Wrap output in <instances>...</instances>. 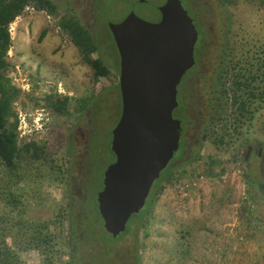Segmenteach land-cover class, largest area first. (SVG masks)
Segmentation results:
<instances>
[{"label":"rangeland","instance_id":"1","mask_svg":"<svg viewBox=\"0 0 264 264\" xmlns=\"http://www.w3.org/2000/svg\"><path fill=\"white\" fill-rule=\"evenodd\" d=\"M51 1L59 6L54 15L29 7L10 27L8 75L19 91L13 104L19 142L43 146L45 162L30 163L17 184L0 167V219L23 223L35 243L39 230L48 231L52 247L46 255L38 250L23 253L19 250L24 245L16 240L20 260L264 264V7L248 0H180L197 30L189 7L204 31L198 72L212 73L220 82H212L203 97L206 89L199 90L198 76L188 77V71L183 78L181 101L192 123L188 135L196 132L198 145L169 163L144 208L113 239L103 229L96 202L103 175L115 160L112 132L121 115L119 59L108 24L123 21L131 12L156 23L165 0ZM69 15L96 36L99 58L109 69L105 78L94 80L60 30L59 20ZM254 72L259 75L250 88L255 99L240 97L247 112L241 117L233 101L242 95L234 92L236 75ZM200 102L208 111L203 119ZM179 116L173 113L174 119ZM68 205L77 221L74 236Z\"/></svg>","mask_w":264,"mask_h":264},{"label":"water","instance_id":"2","mask_svg":"<svg viewBox=\"0 0 264 264\" xmlns=\"http://www.w3.org/2000/svg\"><path fill=\"white\" fill-rule=\"evenodd\" d=\"M158 13L156 23L131 12L108 25L120 60L121 115L112 132L115 160L96 202L103 229L113 239L144 208L179 148L180 123L173 118L177 88L194 66L198 35L180 0H165Z\"/></svg>","mask_w":264,"mask_h":264},{"label":"trees","instance_id":"3","mask_svg":"<svg viewBox=\"0 0 264 264\" xmlns=\"http://www.w3.org/2000/svg\"><path fill=\"white\" fill-rule=\"evenodd\" d=\"M255 1L259 7H264V0ZM33 8L38 12H46L48 15H54L59 6L51 0H0V167L5 175L15 180V184L24 179L25 169H29V164L33 162H45V149L43 146L34 143L19 142V133L17 132L18 120L13 111V104L18 98L19 91L12 86L8 72L11 69L8 61V53L12 48V38L10 27L15 20L22 15L26 8ZM59 28L70 38L71 43L78 49L83 61L93 72V78L97 81L109 75V69L100 58L93 59L92 56L97 52V47L90 32L73 15H69L59 20ZM43 37V33L40 38ZM240 63H244L240 60ZM249 75V74H248ZM257 72L251 73L249 77L236 75L235 91L242 95L234 96V104L238 116L244 117L246 104L240 97L246 96L249 100L255 99V94L250 88L258 82ZM262 86L264 83L262 82ZM245 91H244V90ZM246 89H249L247 91ZM264 95V90L262 91ZM66 208L67 220L71 236H74V227L76 225V216L72 210ZM20 233V235H19ZM26 228L19 221H9L0 219V264H22L21 256L18 252L16 240H19L25 248L19 251L27 253L30 250H38L43 255L52 252L50 236L48 231L43 233L39 230L36 243L31 237H27ZM10 237V242L7 241ZM17 238V239H16ZM73 253V251H71ZM24 264V263H23Z\"/></svg>","mask_w":264,"mask_h":264},{"label":"flooded vegetation","instance_id":"4","mask_svg":"<svg viewBox=\"0 0 264 264\" xmlns=\"http://www.w3.org/2000/svg\"><path fill=\"white\" fill-rule=\"evenodd\" d=\"M181 1H183V0H181ZM184 8V7H183ZM189 9H190V11L192 12V14H193V16H194V20L196 21V23L199 25V28H200V31H198L197 30V27L195 26V24H194V22H193V19H191L190 18V16H189V18L192 20V23H193V26H194V28H195V30H196V32H197V35H198V38H197V42H196V44H195V47H194V52H193V58H194V66L192 67V69L191 70H189V72L190 71H192L189 75H188V73L189 72H187L184 76H183V78L185 77V76H187L188 75V77L189 76H198V78L199 79H201V82L202 83H199V90L200 89H202V88H204V89H206V91L204 92V94H203V97H204V95H205V93H206V95L211 91V89H209V87L210 86H212V85H214L212 82H217V81H219L220 82V80H217L216 79V75H214V74H209V75H207L206 74V72H198V67H199V65H200V58L202 57V55H203V52H204V45H205V41H204V31H203V29H202V27H201V24H200V21H199V19L196 17V14L191 10L192 8H190L189 7ZM187 12V11H186ZM187 14H188V12H187ZM122 22V21H121ZM121 22H119V23H121ZM158 22V21H157ZM118 22L117 23H114V24H119ZM112 24V23H111ZM109 25V24H108ZM85 27V26H84ZM87 29V28H86ZM88 30V29H87ZM89 31V30H88ZM108 31H109V29H108ZM110 33V32H109ZM91 34V36H92V38L94 39V41H95V43H96V36L94 35V34H92V33H90ZM111 34V33H110ZM202 34V35H201ZM110 37L112 38V35H110ZM113 39V38H112ZM113 41V40H112ZM113 44H114V42H113ZM115 45V44H114ZM115 50H116V52H117V49H116V47H115ZM217 50V49H216ZM219 51L220 50H218V51H216L215 53L217 54V53H219ZM93 55H97L98 57L97 58H99V52H98V50H97V52L95 53V54H93ZM117 58L119 59V55H118V52H117ZM119 65H120V60H119ZM206 67H207V65H205L204 66V71H206ZM196 71H197V74H195L196 73ZM217 71V69H215V72ZM119 74H120V67H119V72H118ZM199 73V74H198ZM207 76V78H209V80H207L205 77ZM188 77H186V78H188ZM183 78H182V80H183ZM181 80V81H182ZM207 82V83H206ZM181 83V82H180ZM180 85V84H179ZM203 85V86H202ZM181 87V86H180ZM198 99H199V101L200 100H202V97L200 96V95H198ZM213 99V98H212ZM211 100V99H210ZM177 102H178V107L174 110V112L176 113V114H178V116H179V118H176L175 120L176 121H178L179 123H180V138H179V148H178V151H177V155H176V157L170 162L171 164H173L176 160H177V158H178V156H180V155H183V154H185V152L186 151H190V152H194V151H192L191 149H192V147H196L197 145H198V141H196V132H194V134H193V136L192 135H188V133H190V129H191V121H190V119H189V117H187V116H185L186 115V111H185V108H184V104L182 103V101H181V88L179 89V86H178V88H177ZM202 103L203 102H200L199 104L201 105V111H200V119L202 118L203 119V116H205L206 115V113H208V111H205L204 110V108H205V106L204 105H202ZM203 111H204V114L202 115V113H203ZM173 112V113H174ZM201 122L198 124L199 125V129H201V127H203V123H202V120H200ZM181 143H182V145H181ZM186 144L188 145V146H186ZM191 146V147H190ZM184 149H185V151H184ZM170 164V165H171ZM102 181H103V179H102Z\"/></svg>","mask_w":264,"mask_h":264}]
</instances>
